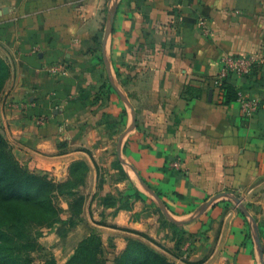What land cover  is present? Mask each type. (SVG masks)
Listing matches in <instances>:
<instances>
[{"label":"crops","instance_id":"crops-1","mask_svg":"<svg viewBox=\"0 0 264 264\" xmlns=\"http://www.w3.org/2000/svg\"><path fill=\"white\" fill-rule=\"evenodd\" d=\"M226 54L256 59L250 76L229 79L258 104L249 119L210 89ZM0 56L11 67L0 130L17 159L60 182L75 162L90 168L77 242L96 229L118 252L133 238L177 264H260L249 218L229 197L195 215L224 193L255 218L249 205L264 208V0H0ZM56 65L65 74L48 71ZM104 172L100 195L120 191L117 216L93 201ZM141 181L188 224L162 226L154 201L131 191Z\"/></svg>","mask_w":264,"mask_h":264},{"label":"trees","instance_id":"trees-1","mask_svg":"<svg viewBox=\"0 0 264 264\" xmlns=\"http://www.w3.org/2000/svg\"><path fill=\"white\" fill-rule=\"evenodd\" d=\"M10 78L11 67L0 56V96ZM237 100V88L226 81L220 103L229 106ZM85 168L87 170L84 162L74 163L72 178L79 181ZM59 196L71 199L70 210L78 216L82 214L85 198L79 194L78 186L71 180L57 183L47 173H36L22 165L0 131V264H33V254L42 249L40 239L45 231L62 222V209L56 202ZM181 240L182 235L178 238V245ZM102 245L100 236H90L67 264H105ZM116 264L174 263L142 242L131 241L116 259Z\"/></svg>","mask_w":264,"mask_h":264},{"label":"rangeland","instance_id":"rangeland-1","mask_svg":"<svg viewBox=\"0 0 264 264\" xmlns=\"http://www.w3.org/2000/svg\"><path fill=\"white\" fill-rule=\"evenodd\" d=\"M9 81H7L5 83V86L3 88L4 89L3 93L0 96V101L3 98V95L5 93V90L8 86ZM5 139H6V137H5ZM9 144H10V142H9ZM12 148H13V146H12ZM13 152H14V148H13ZM109 152H110L109 153L110 156H113L115 158V162H114L113 167L119 168V170H120V168H122V166H121L120 160L118 159V156H117L118 152H117V144L116 143H113ZM19 162L33 172H36V173L42 172V171L30 168L28 165L23 164L20 160H19ZM81 162H84V161H81ZM84 163L87 165V170L85 168L81 171V173H84V176H82L79 181L74 180V178H72V176H71V167L73 164L69 168L68 179L65 181H62V182L56 180L51 174L44 172V173H47V175H49V177L52 178L53 180H55L57 183H66V182L71 180V182H73V184H76L78 186V192L81 196H83L85 198V202L83 205L82 214L78 216L70 210L69 203H70L71 199L69 200V198H67L65 196H59L56 199L57 205L62 209V214H61L62 222L57 224L54 228L45 231L44 236L40 239V244H41L42 249H40L39 251H37L33 254V258H34L33 264H67L75 256L80 245L92 235H98L101 237V240L103 243V245H102L103 254H104L102 259L104 260L105 264H116V259L126 250L129 242H131V241L141 242L140 240L129 238L126 240L127 245H126L125 250H123L122 252H118L117 245L114 242V238H109L108 240H104L102 233H100L96 229H93L91 231L90 235L80 242H77L76 239L73 237V235H72L73 231L78 226H80L83 222V216L85 213V208H86V205L90 199V192L88 191V178H89V174H90V168L86 162H84ZM103 169L105 171L107 170L105 168H103ZM105 178H106V172L103 173L102 180L100 177L98 188H97L98 193H96L94 195L93 201H97L98 205L101 207L103 206L105 209H107V208L115 209L114 216H117V214L120 212V191H118L115 194H108V195L102 197L100 195V193H101V189L103 188ZM121 178L122 179H128V175L126 174V172L122 171V177ZM141 188H142V192H139L134 187L131 188V191L133 192L134 197H136L137 199H139L142 202L146 201L144 199V197H147L148 199H152L154 201L152 207H155V213L160 217L161 225L164 227H166V226L178 227L177 225H175L174 223L169 221L168 218L164 215L161 207L159 206V204L155 200V198L152 195H150V193H148V191H146V189H144L142 186H141ZM244 206H245V204H244ZM245 208L249 211L247 206H245ZM249 208H251V209L254 208V210H256V211L258 210V212L260 211V213H261L260 217L256 216V218L255 217H253V218H254L255 224L259 227L261 242L264 243V208H262V206H258V208H256L254 204H250ZM103 216H105V214H103ZM170 216H172V215L170 214ZM96 224H98L100 226H107V225H105L104 220L98 221V222H96ZM255 224L253 223V221H251L249 219L251 237L252 236L255 237V235H256L255 234ZM142 243L145 244L144 242H142ZM145 245L152 248L151 246H149L147 244H145ZM152 249H154V248H152ZM155 251L157 253H159L160 255L164 256L171 263L177 264V263L173 262L168 256L158 252L157 250H155ZM259 262H260V264H262L261 260H259Z\"/></svg>","mask_w":264,"mask_h":264},{"label":"built area","instance_id":"built-area-1","mask_svg":"<svg viewBox=\"0 0 264 264\" xmlns=\"http://www.w3.org/2000/svg\"><path fill=\"white\" fill-rule=\"evenodd\" d=\"M200 27L205 30L206 35H211L212 32L208 28V24L205 20L200 21ZM256 64L255 57L245 55H230L223 56L221 61V69L219 74L210 81V86L213 91L218 95V99L221 102L224 95V83L231 77L245 78L253 73V67ZM52 74H65L66 68L64 65L52 66L48 69ZM238 90L237 103L241 106V112L244 118L249 119L258 110V104L250 100L247 94L240 88ZM39 124L44 125L46 119H39ZM173 168L180 169L181 163L175 162L172 164Z\"/></svg>","mask_w":264,"mask_h":264},{"label":"water","instance_id":"water-1","mask_svg":"<svg viewBox=\"0 0 264 264\" xmlns=\"http://www.w3.org/2000/svg\"><path fill=\"white\" fill-rule=\"evenodd\" d=\"M114 17H115V11L113 10L112 13L110 14L109 19H108L107 28L105 31V36H104V41H103L104 54H106V46H107L109 37L112 33ZM112 83H114V82H112ZM117 91L122 96L124 101L129 105V107L131 108V110L133 112V116H134L133 120H134V128H135L136 114L134 112L133 106L131 105L129 99L126 96L122 95V93H120V91L118 89H117ZM120 146H121V144L119 145V152H120ZM141 184L144 187V189H146V191H148V193H150V195H152L156 199V201L158 202L159 206L161 207L164 215L168 218L169 221H171L175 225H179V226H184V225L188 224L189 221H177L172 216H170L164 202L160 199V197L152 189H150L143 181H141ZM223 197H229L232 201H234L239 206L241 211L245 214V216H247L255 224L254 218L251 215V213L245 208L243 200L240 197H238L236 195H232L230 193L220 194V195H217V196L213 197L212 199H210L204 206H202L201 208L198 209L195 217L201 216L202 214H204L208 210V208L213 206L216 201H218L219 199H221ZM255 234H256L255 235V241H256V244H257V247L259 250V257H260L262 264H264V247H263L262 242H261L259 227L256 224H255Z\"/></svg>","mask_w":264,"mask_h":264}]
</instances>
